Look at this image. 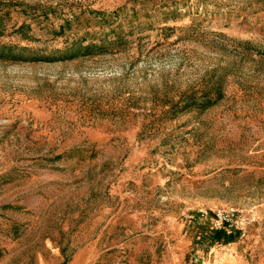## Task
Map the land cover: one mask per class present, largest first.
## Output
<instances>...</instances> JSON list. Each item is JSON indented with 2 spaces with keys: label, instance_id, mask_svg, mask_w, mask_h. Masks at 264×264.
I'll return each instance as SVG.
<instances>
[{
  "label": "rangeland",
  "instance_id": "rangeland-1",
  "mask_svg": "<svg viewBox=\"0 0 264 264\" xmlns=\"http://www.w3.org/2000/svg\"><path fill=\"white\" fill-rule=\"evenodd\" d=\"M0 264H264V0H0Z\"/></svg>",
  "mask_w": 264,
  "mask_h": 264
},
{
  "label": "trees",
  "instance_id": "trees-1",
  "mask_svg": "<svg viewBox=\"0 0 264 264\" xmlns=\"http://www.w3.org/2000/svg\"><path fill=\"white\" fill-rule=\"evenodd\" d=\"M101 42L97 43L93 40L86 42L83 44V39H77L74 40L70 43H67L64 47L63 50H60V56L61 58H72L75 56H78L79 54H85V53H90L92 51H102V50H106L109 47L113 46L116 43L121 42L120 40V36L117 35L114 39H110L108 40L106 37L103 39H99ZM108 41L106 43V41ZM119 41V42H117ZM9 48V47H8ZM34 58L36 56H33ZM219 87L220 85L216 86L215 92L218 94L219 93ZM203 102L202 103H206V104H210L213 100H216L211 98V96H209L207 93L204 94L203 96ZM196 98H192L190 101H195ZM187 101H184L183 106L187 105ZM194 103V102H192ZM238 235V232L236 231H231V232H226L223 229H214V228H206L205 226H203L202 230H201V236L200 239L201 241H207L210 244H213L215 242H230L233 241L234 238Z\"/></svg>",
  "mask_w": 264,
  "mask_h": 264
},
{
  "label": "built area",
  "instance_id": "built-area-1",
  "mask_svg": "<svg viewBox=\"0 0 264 264\" xmlns=\"http://www.w3.org/2000/svg\"><path fill=\"white\" fill-rule=\"evenodd\" d=\"M198 218L209 219L214 229H223L226 232L236 231L238 234L254 221L252 216L244 214L240 209L232 206L219 208L213 210V212L201 209Z\"/></svg>",
  "mask_w": 264,
  "mask_h": 264
}]
</instances>
